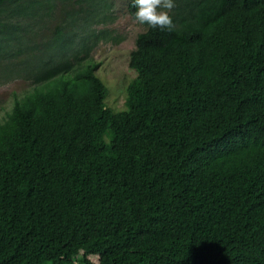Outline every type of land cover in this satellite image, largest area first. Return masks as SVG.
Returning <instances> with one entry per match:
<instances>
[{
	"label": "trees",
	"instance_id": "1",
	"mask_svg": "<svg viewBox=\"0 0 264 264\" xmlns=\"http://www.w3.org/2000/svg\"><path fill=\"white\" fill-rule=\"evenodd\" d=\"M99 2L0 0V83H30L0 119V264H264V0H176L122 109Z\"/></svg>",
	"mask_w": 264,
	"mask_h": 264
},
{
	"label": "rangeland",
	"instance_id": "2",
	"mask_svg": "<svg viewBox=\"0 0 264 264\" xmlns=\"http://www.w3.org/2000/svg\"><path fill=\"white\" fill-rule=\"evenodd\" d=\"M98 1H100V6L107 0ZM127 2L128 0H108L109 8L106 9L108 14L106 21L92 26L96 29L104 28L105 33L108 35L106 41L99 40L97 45L90 51V58L98 64L96 73L103 77L109 87L106 103L114 109L125 107V86L134 76L128 67L129 53L135 47L136 35L145 28V25L133 22V18L128 11ZM60 7L58 5L53 12L52 10L48 11L46 7H40L37 10V26L39 28V35L36 37L37 45L43 46V37L47 35L48 31L55 29L59 17L65 11ZM90 13V17L101 15L100 11L96 14L94 11ZM29 88L30 83L22 79L0 83V119L6 111L10 110L14 94L21 95Z\"/></svg>",
	"mask_w": 264,
	"mask_h": 264
},
{
	"label": "clouds",
	"instance_id": "3",
	"mask_svg": "<svg viewBox=\"0 0 264 264\" xmlns=\"http://www.w3.org/2000/svg\"><path fill=\"white\" fill-rule=\"evenodd\" d=\"M136 9L132 13L133 22L149 28L171 30L174 27L170 13L176 8V0H131Z\"/></svg>",
	"mask_w": 264,
	"mask_h": 264
}]
</instances>
